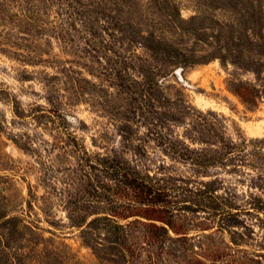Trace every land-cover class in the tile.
Masks as SVG:
<instances>
[{
    "label": "trees",
    "instance_id": "1",
    "mask_svg": "<svg viewBox=\"0 0 264 264\" xmlns=\"http://www.w3.org/2000/svg\"><path fill=\"white\" fill-rule=\"evenodd\" d=\"M228 1L239 12L236 20L243 18L251 32L247 37L232 26L224 36L229 53L238 58L246 37L254 56L245 68L264 81V2ZM239 4L243 12L238 11ZM196 18H183L175 0H0V25L23 26L31 35L23 52L10 53L32 65L55 64L57 71L50 78L62 74L68 81L79 70L63 55L84 54L96 58L98 64L101 59L112 60L110 71L121 80L133 76L129 71L163 79L171 73L170 67L205 63L213 56H197L183 44L190 35L198 39L203 35L202 25L192 27ZM45 31L49 37L42 42L40 35ZM138 48L146 52L145 57L137 54ZM148 60L154 61L156 72L153 64H141ZM119 86L130 88L131 84L125 80ZM240 87L234 93L246 107H255L264 84L240 82ZM181 100H167L161 106L160 145L208 179L159 177L121 155H92L73 137L84 175L90 179L94 172H105L110 198L103 201L105 211L96 210L100 202L75 201L67 208L70 227L78 230L81 241L101 264H264V252L254 247L261 244L250 242L255 239L254 221L264 230V198L250 190H264V136L227 137L218 114ZM173 123L184 124L183 134L171 132ZM186 139L202 146L193 147ZM212 167L251 175L245 171L249 169L254 172L250 180L256 181L249 190L238 192L221 186L223 181L207 172ZM34 228L0 211V264H25L42 239ZM21 249L26 252L21 254ZM38 251L36 264H61L73 258L68 253Z\"/></svg>",
    "mask_w": 264,
    "mask_h": 264
},
{
    "label": "rangeland",
    "instance_id": "2",
    "mask_svg": "<svg viewBox=\"0 0 264 264\" xmlns=\"http://www.w3.org/2000/svg\"><path fill=\"white\" fill-rule=\"evenodd\" d=\"M175 1L183 18L198 17L192 27L202 25L204 29L200 39L190 35L183 44L197 56L213 57L205 63L170 67L171 73L163 79L129 71L133 76L125 80L130 81V88L119 86L125 80L110 71L112 60L101 59L102 63L98 64L96 58L84 54L63 55L79 70L73 74L74 83L62 74L50 78L57 71L55 64L32 65L10 53L11 50L23 52V46L31 39L27 29L16 24L0 25V48L8 51H0V211L34 225L42 238L37 243L42 253L53 250L73 256L61 264H101L81 241L78 230L70 227L67 208L75 201H89L100 202L95 204L96 210L105 211L103 201L110 198L105 172H94L90 179L84 175L73 137L92 155H121L159 177L171 174L206 180L208 177L192 171L188 162L163 151L158 139L163 103L182 99L203 112L213 111L221 117L225 135L235 140L264 136V93L258 104L250 108L234 93L242 90L240 82L264 84L245 68L254 56L252 46L243 37L242 52L236 58L224 41L232 26L250 37L246 27L249 23L242 21L243 18L236 20L239 12L230 7L228 0ZM241 7L239 4L238 11L243 12ZM247 9L251 11L252 7ZM45 32L40 35L42 42L49 37ZM137 54L145 57L146 52L138 48ZM133 63L139 65L138 61ZM143 63L153 64L156 72L154 61ZM178 68L181 80L175 73ZM261 76L264 77V71ZM179 124L171 126L175 135L184 132V124ZM186 142L193 147L202 146L188 139ZM245 171L254 174L249 169ZM207 172L220 178L221 186L238 192L249 190L256 181H251V175L245 172H233L229 168L212 167ZM250 190L264 198V190ZM254 227L255 239L250 242L261 246L250 244L264 252V230L255 221ZM38 248L29 253L23 261L25 264H36V255L41 252H37ZM19 252L23 254L26 249Z\"/></svg>",
    "mask_w": 264,
    "mask_h": 264
},
{
    "label": "water",
    "instance_id": "3",
    "mask_svg": "<svg viewBox=\"0 0 264 264\" xmlns=\"http://www.w3.org/2000/svg\"><path fill=\"white\" fill-rule=\"evenodd\" d=\"M175 73L179 77V79L181 80L182 78H181V75H180V69L179 68L176 69Z\"/></svg>",
    "mask_w": 264,
    "mask_h": 264
}]
</instances>
